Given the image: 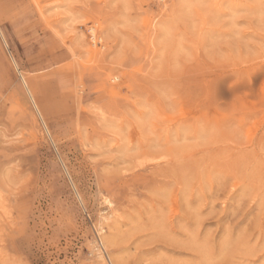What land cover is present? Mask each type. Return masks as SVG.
Listing matches in <instances>:
<instances>
[{"label":"rangeland","instance_id":"1","mask_svg":"<svg viewBox=\"0 0 264 264\" xmlns=\"http://www.w3.org/2000/svg\"><path fill=\"white\" fill-rule=\"evenodd\" d=\"M0 264H264V0H0Z\"/></svg>","mask_w":264,"mask_h":264},{"label":"bare ground","instance_id":"2","mask_svg":"<svg viewBox=\"0 0 264 264\" xmlns=\"http://www.w3.org/2000/svg\"><path fill=\"white\" fill-rule=\"evenodd\" d=\"M26 84V83H25ZM26 88H27V91L31 94V91L29 90V88L27 87V85H26Z\"/></svg>","mask_w":264,"mask_h":264}]
</instances>
